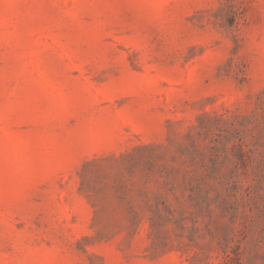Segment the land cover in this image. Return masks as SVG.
<instances>
[{
    "label": "rangeland",
    "instance_id": "374dc122",
    "mask_svg": "<svg viewBox=\"0 0 264 264\" xmlns=\"http://www.w3.org/2000/svg\"><path fill=\"white\" fill-rule=\"evenodd\" d=\"M0 264H264V0H0Z\"/></svg>",
    "mask_w": 264,
    "mask_h": 264
}]
</instances>
